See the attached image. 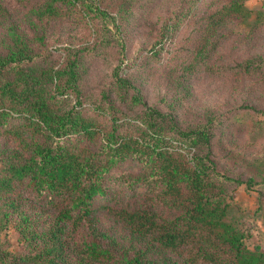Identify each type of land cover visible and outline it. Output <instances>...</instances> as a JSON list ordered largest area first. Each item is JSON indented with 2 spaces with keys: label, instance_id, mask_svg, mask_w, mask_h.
Wrapping results in <instances>:
<instances>
[{
  "label": "trees",
  "instance_id": "1",
  "mask_svg": "<svg viewBox=\"0 0 264 264\" xmlns=\"http://www.w3.org/2000/svg\"><path fill=\"white\" fill-rule=\"evenodd\" d=\"M76 4L83 5L86 23L99 19L118 32L115 18L88 0H0V235L13 226L23 247L13 252L0 238V264H264V252L244 244L231 194L235 186H264V157L245 158L227 146L220 158L217 116L182 128L149 106L118 68L112 84L119 98L103 89L100 102H90L83 85L88 48H66L59 66H45L37 43L43 44L47 24ZM10 5L22 9L20 17ZM230 8L245 17L237 0ZM260 62L255 57L236 67L257 77ZM120 102L139 107L135 117L119 115ZM242 110L264 117V108ZM231 136L225 135L227 145ZM125 161L138 168L119 178V187L135 201L113 205L111 196L96 209L109 194L111 172ZM236 165L246 172H235ZM101 209L113 223L109 229L99 223ZM255 213L264 222L261 193Z\"/></svg>",
  "mask_w": 264,
  "mask_h": 264
},
{
  "label": "rangeland",
  "instance_id": "2",
  "mask_svg": "<svg viewBox=\"0 0 264 264\" xmlns=\"http://www.w3.org/2000/svg\"><path fill=\"white\" fill-rule=\"evenodd\" d=\"M88 1L115 18L118 32L111 23L99 19L86 23L80 18L83 5L76 4L62 19L47 24L43 44L37 43L45 51L41 59L45 66H59L66 48H88L83 85L90 102L98 104L103 89H111L112 97L119 98L112 84L113 71L118 68L149 106L171 115L182 128H193L217 116L221 123L216 134L223 133L215 140L220 158L226 156L227 146L236 150L235 154L244 153L245 158L264 157V117L242 110L245 105L264 108V0H237L246 9L245 17L230 12L234 0ZM10 8L20 17L22 9L17 5ZM227 10L231 14L227 15ZM221 17L220 24L215 25ZM255 57L261 61V74L242 75L237 63ZM96 104L87 102L85 106L99 115L92 106ZM116 107L119 115L128 117H135L139 111V107L132 109L121 102ZM105 116L97 119L106 125ZM253 126L255 133L249 136ZM228 131L232 133L229 145L225 140ZM242 146L244 149L239 150ZM220 165L222 169L230 168L228 164ZM239 167L246 172L240 165L234 166V171L238 172ZM137 168L132 161L119 164L111 172L109 194L95 202L96 209L108 205L111 196L113 205L132 204L135 198L119 187V178L135 173ZM136 189L139 193L146 191L145 187ZM260 193L264 203V186L248 191L240 185L231 191L241 210L245 246L249 250L259 247L264 252L263 217L255 213ZM98 219L105 229L113 224L102 209ZM0 238L9 242L11 251L22 252L13 226Z\"/></svg>",
  "mask_w": 264,
  "mask_h": 264
}]
</instances>
